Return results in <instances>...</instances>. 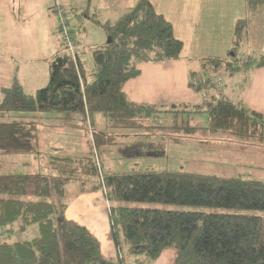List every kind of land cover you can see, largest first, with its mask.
<instances>
[{
  "label": "trees",
  "instance_id": "trees-1",
  "mask_svg": "<svg viewBox=\"0 0 264 264\" xmlns=\"http://www.w3.org/2000/svg\"><path fill=\"white\" fill-rule=\"evenodd\" d=\"M246 1L251 9L264 4V0ZM92 21L101 25L108 42L91 50L88 73L77 50L73 59L61 42L62 51L48 63L47 83L34 94H27L17 82L0 89V119L9 112H55L65 115L66 124L75 126L69 121L71 114H78L91 132L85 155L51 156L50 164L57 174L52 179L41 174L0 175V264H115L102 257L98 242L85 227L65 217L66 203H52V196L62 198L70 182L79 186L74 196L96 191L103 194L109 205L114 243L119 251L126 248L129 254L140 256L137 264H152L166 248L177 251L175 264H264V218L244 213L264 211V182L154 169L103 177L99 153L92 152L93 147L113 144L116 137L93 130L94 113L107 117L112 127L147 130L167 128L150 125L162 114H175L176 119L181 114V123L176 120L168 127L172 131L186 135L199 130L226 132L256 138L262 144L264 116L215 95L200 105H171L168 109L131 102L122 89L138 75L137 66L178 60L182 42L150 0H138L113 23ZM244 28V19H239L228 52L230 62H204L197 84L193 82L197 73L189 75L190 88L206 91L212 86V80L205 77L207 63L210 71L229 74L264 66V54L235 63L234 50L241 45ZM201 112L208 116L207 127L183 120L184 114ZM36 133L33 120H0V154L31 152ZM124 202L242 212L172 211L121 205ZM31 226H35L36 235L30 240H10L12 234Z\"/></svg>",
  "mask_w": 264,
  "mask_h": 264
},
{
  "label": "crops",
  "instance_id": "crops-1",
  "mask_svg": "<svg viewBox=\"0 0 264 264\" xmlns=\"http://www.w3.org/2000/svg\"><path fill=\"white\" fill-rule=\"evenodd\" d=\"M5 2L9 1L0 0V45L3 41H35V38L49 41L44 45L46 56L44 55L43 60H19L21 67L18 68L14 82L19 83L27 94H34L47 83L50 59L62 51L63 38L58 34L61 27L56 5H59L69 23L72 19L66 15L59 2L51 11L44 8L38 10L33 0H18V5L13 8L2 6ZM137 2L138 0H90V12L85 19L93 22L92 20L98 17L102 23H113L123 12L134 8ZM150 2L155 11L170 22L174 37L182 42V49L178 60L155 64L141 63L137 66L138 75L125 82L122 89L133 103L168 109L171 105L177 107L200 105L210 99L213 94L199 93L188 86L189 75L191 73L198 75L202 64L211 59L230 62L226 55H229L228 52L232 48L233 31L239 19L245 21V33L242 34V41L248 46L245 57L255 58L264 54V4L251 9L246 0H150ZM85 21H75V28L83 35L81 40L74 38V33L69 36L76 44L79 59L88 73L91 60L83 59L84 53H81V50L87 48L91 52L96 47L104 46L108 42V37L103 29L85 27ZM91 35L94 36L93 39ZM31 50L34 51V48ZM26 52L28 56L32 54L30 49ZM8 61L12 62L11 59ZM228 75L225 90L217 96L241 103L264 116V66L260 68L249 66ZM221 83V78L212 80L214 86H221ZM2 87L5 86L0 83V89ZM108 210L109 205L103 194L96 191L73 196L67 202L64 214L67 219L88 230L98 242L105 260L112 263H118L120 260L123 262L122 251H119L113 240ZM176 257L175 249L166 248L152 264H175ZM140 258L132 256V264H137Z\"/></svg>",
  "mask_w": 264,
  "mask_h": 264
},
{
  "label": "rangeland",
  "instance_id": "rangeland-1",
  "mask_svg": "<svg viewBox=\"0 0 264 264\" xmlns=\"http://www.w3.org/2000/svg\"><path fill=\"white\" fill-rule=\"evenodd\" d=\"M2 4L5 7H15L18 0L13 2L7 0ZM33 4L38 10L46 9L51 11L58 2L65 10L66 15L72 19L68 24L74 38L82 39L83 35L76 28L75 21L86 20L85 27L103 29L100 25L85 19L88 16L90 0H33ZM31 2V1H30ZM57 7V5H56ZM91 16V14H90ZM38 18V16H37ZM95 19L100 20L98 17ZM24 20V18H22ZM88 31V30H87ZM89 32V31H88ZM79 33L82 35L80 36ZM62 36V32L58 31ZM91 34V33H90ZM41 35V34H40ZM94 35V34H92ZM91 35V36H92ZM90 37V35H89ZM63 38V36H62ZM72 38V37H71ZM94 36H92V39ZM73 40V39H72ZM79 41V40H78ZM49 41H3L0 45V83L5 87L14 84L16 74L21 67L19 60H43L46 56L44 45ZM80 43L82 41H79ZM51 47V46H50ZM34 48V51L31 49ZM30 49L31 55H26V50ZM248 46L244 41L240 46H236L234 52L236 62L239 64L246 58ZM82 58L90 60V50H81ZM88 53V54H87ZM45 55V56H44ZM4 56V57H2ZM228 56V55H226ZM243 58V59H242ZM9 59L12 60L8 61ZM205 77L214 80L221 78V86L212 85L205 92L197 90L199 93H209L216 96L224 91L229 75L226 71L218 70L216 73L208 69ZM87 65V62H86ZM201 72L197 78L193 79L195 84L201 77ZM240 76V74H238ZM204 77V76H202ZM14 78V79H12ZM12 81V82H11ZM217 91V92H216ZM1 96V95H0ZM1 98V97H0ZM69 121L75 126L66 124L63 118L65 115L55 112H33L15 113L9 112L1 118V121L10 120H33L36 122L37 133L31 152L6 153L0 154V175L8 174H41L56 177V172L52 169L50 158L53 154L58 156L77 157L88 152L87 141L91 139L90 127L87 122L82 123L78 114H71ZM175 114H162L157 120H153L150 125L165 126L167 128L157 129H126L112 127V123L107 117L100 113H94L92 120L94 131H102L107 134L115 135L114 143L111 145H99L97 149L92 148V152L98 151L100 172L103 177L110 174H122L134 170L154 169L157 171L168 170L172 172H185L201 175H215L222 178H244L264 182V144L256 138H240L226 132H210L199 130L194 134L186 135L182 132L172 131L168 128L175 122L181 123V114L176 119ZM183 120H187L191 125L207 127L208 116L206 112L183 115ZM169 124V125H168ZM151 134V135H149ZM149 135V136H148ZM158 146V149L156 148ZM96 159V155H94ZM96 161V160H95ZM97 164V163H96ZM79 188L77 183L70 182L65 186V194L58 199L52 196V203H66L74 196ZM124 206H136L145 208H156L172 211H200L204 213L225 212L240 213L239 210L219 209L214 207L188 206L178 204H148V203H121ZM247 214H254L264 218V211H244ZM1 230V229H0ZM36 235L35 226L28 227L25 231L12 234V240H30ZM123 262L115 264H132V254L126 248L122 249ZM137 257V256H136ZM140 257V256H139Z\"/></svg>",
  "mask_w": 264,
  "mask_h": 264
},
{
  "label": "built area",
  "instance_id": "built-area-1",
  "mask_svg": "<svg viewBox=\"0 0 264 264\" xmlns=\"http://www.w3.org/2000/svg\"><path fill=\"white\" fill-rule=\"evenodd\" d=\"M57 11L60 15V27H61V32L63 36V42L65 43V46H66V51L74 59L75 53H76V44L73 42V40L68 34L67 25H66L67 18L64 16L62 10L59 8L58 5H57Z\"/></svg>",
  "mask_w": 264,
  "mask_h": 264
}]
</instances>
